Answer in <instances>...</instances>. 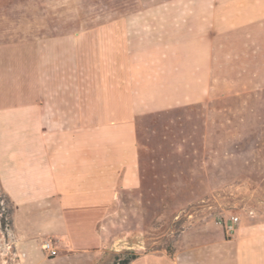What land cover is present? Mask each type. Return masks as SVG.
Masks as SVG:
<instances>
[{"label":"crops","instance_id":"crops-1","mask_svg":"<svg viewBox=\"0 0 264 264\" xmlns=\"http://www.w3.org/2000/svg\"><path fill=\"white\" fill-rule=\"evenodd\" d=\"M183 3L178 13L111 15L103 28L26 44L9 61L7 84L0 80V191L12 204L16 253L45 256L31 264L47 259L43 240L66 264H110L106 221L141 187L140 117L257 95L239 86L237 61L264 69V44L225 50L221 42L263 23L264 10L220 16ZM263 75L248 72L253 83ZM231 218L190 228L172 254L142 252L129 264H264V220L237 216L224 231Z\"/></svg>","mask_w":264,"mask_h":264},{"label":"rangeland","instance_id":"rangeland-1","mask_svg":"<svg viewBox=\"0 0 264 264\" xmlns=\"http://www.w3.org/2000/svg\"><path fill=\"white\" fill-rule=\"evenodd\" d=\"M183 2L0 0V80L7 84L9 61L21 59L26 44L103 28L111 15L116 19L154 7L178 13L184 9ZM193 8L210 15L247 17L262 12L264 0H193ZM230 34L221 42L225 50L231 44H264V22ZM217 54H225V60L231 55L229 51ZM239 61V86L245 91L255 86L257 95H223L137 120L141 187L138 193L124 197L125 210L112 213L106 221L109 263L129 253L172 254L182 234L198 224H221L244 215L264 220V75L256 83L248 76L249 70L264 69L254 67V62ZM221 71L233 75L231 67ZM1 103L6 101H0V108ZM9 208L11 202L0 191V264H31L45 258L43 253L28 258L16 253ZM56 256L39 264H66Z\"/></svg>","mask_w":264,"mask_h":264},{"label":"built area","instance_id":"built-area-1","mask_svg":"<svg viewBox=\"0 0 264 264\" xmlns=\"http://www.w3.org/2000/svg\"><path fill=\"white\" fill-rule=\"evenodd\" d=\"M230 224L226 226V231L231 232L233 231L232 225L237 222L236 217H232L230 219ZM41 251H43L48 258H54L57 255V249L53 247L50 243L45 242L40 247Z\"/></svg>","mask_w":264,"mask_h":264},{"label":"trees","instance_id":"trees-1","mask_svg":"<svg viewBox=\"0 0 264 264\" xmlns=\"http://www.w3.org/2000/svg\"><path fill=\"white\" fill-rule=\"evenodd\" d=\"M11 212H12V208H9L8 211H7L8 215H10ZM5 215H6V213H5ZM3 218L4 217H2V219H1L2 220V223H3ZM136 257H137V254H130V253L128 255H126V256H123V257H121V256L118 255V256H116L114 258L113 262L110 263V264H129Z\"/></svg>","mask_w":264,"mask_h":264}]
</instances>
